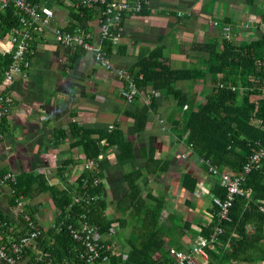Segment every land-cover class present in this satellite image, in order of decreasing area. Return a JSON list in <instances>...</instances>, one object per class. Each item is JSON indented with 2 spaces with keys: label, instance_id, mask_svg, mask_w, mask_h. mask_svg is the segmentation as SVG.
Masks as SVG:
<instances>
[{
  "label": "trees",
  "instance_id": "obj_1",
  "mask_svg": "<svg viewBox=\"0 0 264 264\" xmlns=\"http://www.w3.org/2000/svg\"><path fill=\"white\" fill-rule=\"evenodd\" d=\"M28 1L37 6L51 4L66 7L69 20L63 28L74 31L82 27L87 33H92L90 24L96 21L97 8L77 5L78 0ZM142 1L143 9L139 14H146L150 0ZM254 1L248 0V3L253 5ZM19 17L13 3L0 10V37L22 27ZM115 33L111 28L109 35L102 39L103 49L110 57L117 51L118 43L113 40ZM34 48L33 40L30 42V50L33 52ZM200 49L208 54L205 68L173 67L166 59L161 45L148 55L140 56L129 71L141 95L150 93V102L144 100L136 103L133 108L123 110V113L132 119L134 132L140 133L146 129L150 113L156 107V95L175 99L182 114L176 117L175 112L170 116L172 131L203 160L205 171L213 175L207 163L209 161L220 170L238 175L250 157L264 147V32L258 37L240 42L222 34L202 43ZM84 53L81 47H74L71 62L79 60ZM11 61L12 49L0 53V80L4 78ZM208 75L211 76L213 86L206 93L205 99L194 106L190 102V94L177 87V83L205 79ZM149 89L151 91L148 92ZM141 95L136 96L137 101ZM5 119L0 124V133L4 132ZM68 126L75 140L70 146L81 148L86 161L94 159L97 164L93 167L85 166L76 183L68 188L49 183L43 173H17L14 182L9 181L8 184L16 197L22 196L25 199V204L18 207L14 199L6 197L9 206L17 210L19 226L13 228L7 217L0 212V244H5L9 239L18 241L27 233L24 215L37 223L35 214L39 206L34 204V200L41 194H48L53 207V221L46 228L38 224L42 233L34 241L36 252L42 254L45 261L50 260L53 264L82 263L80 254L83 245L73 239L69 227L77 225L81 216H86L91 224L99 228L102 243L106 247L111 245L109 238L114 235L116 226L124 230L128 222L131 224V236L125 244L128 251L118 252L113 248L107 250L105 255L108 261L104 264H175L170 249L176 247L182 251L184 246H175V233L172 231L176 228L168 231L162 221L165 199L150 193L145 197L140 181L142 179L143 184H147L149 174L158 179L169 167V160L157 157L155 137H151L148 146L140 149L146 164L125 174L127 189L114 204L115 212L120 215H111L108 213L110 201L102 181L104 173L99 164L100 159L112 148L117 150L118 161L133 159L136 156L134 143L116 121L112 127L104 124L87 127L77 121H71ZM66 135L64 129H56V142L65 139ZM70 164L71 161H67L57 166L56 173L62 174ZM6 173V169H2L0 176ZM199 182L197 176L186 172L182 184L193 193ZM241 190L242 194L234 196L228 219L220 218L219 208L212 201L209 210L211 221L197 222L200 238L210 239L216 226L222 229L215 242H208L205 248L207 258H201L197 264L264 263V159L259 167L253 168L245 176ZM211 194L212 197H226L227 188L219 178ZM77 197L81 200L76 201ZM186 224L191 225L189 221H184L180 225L181 229ZM167 243H170L169 247ZM26 257L30 260L34 258L30 251Z\"/></svg>",
  "mask_w": 264,
  "mask_h": 264
},
{
  "label": "crops",
  "instance_id": "obj_2",
  "mask_svg": "<svg viewBox=\"0 0 264 264\" xmlns=\"http://www.w3.org/2000/svg\"><path fill=\"white\" fill-rule=\"evenodd\" d=\"M43 6L51 8L54 16L49 29L36 27L33 34L35 48L27 77H16L10 82L1 80L0 90L8 92L13 101L4 122V132L0 133V171L6 169L14 175L22 171L43 173L49 183L68 188L76 183L87 163L83 150L70 146L75 140L68 124L77 121L93 127L119 122L133 141L136 156L120 162L116 158V148H112L102 156L99 164L110 201L108 213L120 215L115 212L114 204L127 189L124 176L146 164L140 149L148 146L151 137H155L157 157L169 160V167L158 179L149 174L147 184L140 179L143 195L158 194L165 199L162 221L168 231L173 227L177 229L172 231L175 246H184L182 251L188 252L200 238L197 222L212 219L209 213L211 190L218 178L205 171L203 161L172 131L170 116L176 112V117H180L181 109L175 99L156 95V107L150 113L146 129L135 133L132 119L123 110L143 102L150 93L142 94L138 101L136 98V101H127L121 94L122 83L116 71L100 66L88 52L72 63L73 48L58 44L51 30L68 22L67 8L51 4ZM263 13L264 0H255L253 5L248 0H150L148 13L125 16L124 32L112 59L116 67L129 70L140 56L148 55L161 45L173 67L205 68L208 54L201 51L202 43L220 37L223 27H229L228 36L236 42L258 37L264 32ZM216 21L219 24L216 25ZM90 25L96 37V21ZM11 36L12 33L0 37V53L12 49ZM210 77L192 82L179 81L177 87L185 89L190 94L191 104L197 106L205 99V90L210 88ZM56 129L67 132L65 139L56 142ZM67 161L71 164L62 174H57V166ZM186 172L199 178L193 193L183 187ZM7 196L8 188L5 187L0 193V212L13 228L18 227L17 210L9 206ZM34 204L39 206L36 222L44 228L51 226L53 207L49 195L41 194ZM184 221L191 225L186 224L181 229ZM127 225L124 230L116 226L114 235L109 238L110 246L118 252L129 249L125 244L131 236L130 222ZM36 251L33 245L31 255L34 256Z\"/></svg>",
  "mask_w": 264,
  "mask_h": 264
},
{
  "label": "built area",
  "instance_id": "obj_3",
  "mask_svg": "<svg viewBox=\"0 0 264 264\" xmlns=\"http://www.w3.org/2000/svg\"><path fill=\"white\" fill-rule=\"evenodd\" d=\"M10 3H13L20 14L19 21L22 23V27L15 29L11 36L12 61L4 73V80L7 82L12 81L16 77H27L31 65V58L29 57L32 52L30 50V42L33 40V34L37 30L35 25L49 29L54 16L51 8L31 4L28 0H0V10ZM143 3L142 0H78L77 5L98 9L95 18L98 27V35L96 37L92 33H87L82 27H78L74 31H68L59 26L51 28L52 36L58 44L69 48L81 47L85 52L90 53L93 60L100 66L108 70H115L117 78L122 83L121 94L129 102L133 101L141 93L131 72L126 68L115 66L112 57L103 49L102 39L108 36L110 29L113 28L116 32L113 34V40L118 42L124 32L122 23L125 16L139 14L143 9ZM215 24L217 25L218 21ZM228 32L229 27H223V35L229 37ZM220 85L222 86L223 83H220ZM12 101V97L8 92L0 90V124L10 112ZM145 102H150V94L145 96ZM185 155L183 154V156ZM263 159L264 147L250 157L243 171L238 175L220 170L217 165L207 161L210 172L217 176L227 188L225 198L212 197L213 203L219 208L221 219L229 218V208L232 205L235 194L243 193L241 190L242 181L253 168L260 166ZM96 164L97 161L92 159L87 161L86 166L93 167ZM14 176L12 173L0 176V193L7 187L8 196L15 200L18 207H22L25 204V199L22 196L16 197L14 190L8 184L9 181L14 182ZM80 200L79 197L76 198V201ZM262 209L264 210V207ZM23 220L27 233L20 237L18 241L9 239L5 244H0V264H53L50 260L45 261L43 255L39 252L34 253L32 260L26 257L27 252L33 249L34 241L41 235L42 228L38 223L32 221L28 215H24ZM69 228L73 239L83 245V252L80 254L82 263L77 264H104L108 261V256L105 255V252L112 249V247L104 246L99 228L91 224L86 216H81L78 224ZM221 230L220 226H216L210 239H198V242L194 243L188 252L171 248L170 254L174 258L175 264H197L201 258H207L205 248L208 242L217 240V234Z\"/></svg>",
  "mask_w": 264,
  "mask_h": 264
},
{
  "label": "rangeland",
  "instance_id": "obj_4",
  "mask_svg": "<svg viewBox=\"0 0 264 264\" xmlns=\"http://www.w3.org/2000/svg\"><path fill=\"white\" fill-rule=\"evenodd\" d=\"M210 86V88L213 86L212 84L211 85H209ZM210 88H207L206 90H205V92L206 93H208L209 91H210ZM169 245H170V243H167V246L169 247Z\"/></svg>",
  "mask_w": 264,
  "mask_h": 264
}]
</instances>
